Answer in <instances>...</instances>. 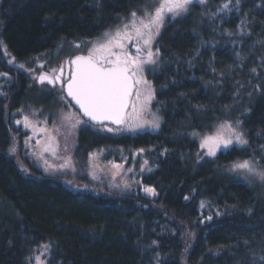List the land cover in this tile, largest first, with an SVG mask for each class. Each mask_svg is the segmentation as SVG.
<instances>
[{"label":"trees","instance_id":"trees-1","mask_svg":"<svg viewBox=\"0 0 264 264\" xmlns=\"http://www.w3.org/2000/svg\"><path fill=\"white\" fill-rule=\"evenodd\" d=\"M145 1L1 0L0 264H34V253L44 264H264V194L227 171L245 160L264 169V0H207L163 27L156 134L112 136L71 118L70 162L54 165L65 141L25 124L41 88L17 65L93 40ZM225 124L248 143L208 155L197 139ZM94 152L134 172L147 161L137 187L92 174Z\"/></svg>","mask_w":264,"mask_h":264},{"label":"rangeland","instance_id":"rangeland-1","mask_svg":"<svg viewBox=\"0 0 264 264\" xmlns=\"http://www.w3.org/2000/svg\"><path fill=\"white\" fill-rule=\"evenodd\" d=\"M99 1V0H97ZM160 0H146L143 5L137 10L133 11L136 12L137 15V23H139L140 18H144V10L148 12H153L156 7L159 6ZM207 0H205V3ZM1 3V0H0ZM205 3H200L199 0H193V3L189 6V9L193 8L194 5L203 6ZM94 6L97 5L93 3ZM132 13V12H131ZM131 13L126 18H121L119 22L109 27L108 30L103 31L100 33L97 37L93 38V40H87V41H77V42H68L66 44L59 43L53 50L50 52L45 53L44 55H40L37 57H34L32 60L28 62H23L17 65L23 64L24 68L20 69L25 71L30 79V85L40 87V91L36 92H30L28 93L27 100L29 103L33 105H28L27 107L34 108L37 110V112L33 109H30L28 112H22L23 115H26L28 118V124L30 126V129H37V132L34 133V135L40 134L42 137L48 133L52 132L55 139L59 142L61 139L65 141L66 145H57V149L55 153L49 157L50 160L53 161L52 164L54 165H61L65 163L67 160L70 162L68 157L71 156L70 149L72 146H74L71 143L72 136L69 137V127L67 125V122L69 119L73 118V123L75 126H81L84 121L81 116H78L77 111L75 108L70 105V103L66 100L65 96L62 93V87H50L47 84L38 83L37 78L40 75L43 74H49L51 77L56 76V71L60 68L66 65L72 58L76 56H87L89 54V50L94 47V45H98L99 43L104 42V36L103 34L108 32L114 34L115 31L119 28L123 31V25L126 23H129L132 19ZM187 14V13H185ZM184 14V15H185ZM184 15H181L179 17H183ZM177 17V18H179ZM175 18V19H177ZM170 16L165 17L164 23L160 28V32L162 31L163 27L166 26L167 23L173 22V20ZM159 32V34H160ZM159 35L156 36L155 40L152 42V51L156 52V41L158 39ZM127 41H125L126 43ZM127 44H133V47L142 46V41H136L135 39L131 40L130 43ZM0 51L3 54L4 57L8 58V54L4 49L3 45H0ZM144 54L146 55L147 49H143ZM156 63L150 64V65H144L143 71L141 73L137 74V79L141 80L142 82L139 84H136L133 88V93L130 96L129 99V107L127 111L125 112V116L123 119V122L119 126H106L102 125V127H98V131L103 133H108L112 136H122V135H138V134H156L161 125H162V116L161 113L157 110V107L154 106L155 103V91L152 85L151 78L154 76V74H157L161 71V68L163 67L164 63L162 62V58H160V54H158L156 57ZM12 60V59H11ZM55 69V72L53 71ZM151 77V78H150ZM143 81H146L144 83ZM39 84L41 86H39ZM49 89V91H48ZM46 90L53 96L54 101H49L46 103L44 101V94L41 93L42 91L46 92ZM137 91H139L140 96L139 99H137ZM149 97H151L149 99ZM137 109V114L133 115V107ZM143 108V111H139L140 108ZM36 114V117H35ZM158 119L159 127H153L152 122L154 120ZM81 121V123H77V121ZM76 122V123H75ZM141 125V126H137ZM232 128L236 130V132H241V130H238V127L234 126L232 124ZM111 129V131H109ZM68 131V132H67ZM213 132H211L208 136H200L198 138V143L201 147V142L205 137H214L216 135H220L223 138H229L231 137L233 140V143L230 145H235L237 147H244L245 145H241L235 141V137L232 135L230 130L227 128L226 124L221 125L220 127L217 126L212 129ZM74 140V139H73ZM202 148V147H201ZM202 149L205 151H208V147L205 146ZM220 149V148H219ZM227 149V148H226ZM224 149V150H226ZM223 150V149H221ZM264 153V152H263ZM100 153L94 152L89 156L88 160V169H90V172L92 174H96L98 178L100 179H108L112 181L113 186H117L120 189H135L138 185V182L136 181L135 177L145 172V162L141 161L139 163L136 172H134V165H130L128 168H124L121 164H113L111 162H103L101 161V158H99ZM264 155V154H262ZM253 166L257 169V171L264 170L262 166H260L259 162H255L253 160H247ZM243 161L236 162L234 164L240 163ZM233 165L231 167H228L227 171L228 174H231V178L235 181H240L244 184H248V186H253L254 188L261 191L262 194H264V181L260 179L258 175H254L252 173L247 172L246 169H236L235 171L232 170ZM145 194H149L143 190ZM44 250L42 251V253ZM44 254V253H43ZM40 256L39 254H33L32 257L34 259V264H37L36 257ZM45 263V262H44ZM43 259H41L40 264H44Z\"/></svg>","mask_w":264,"mask_h":264},{"label":"snow or ice","instance_id":"snow-or-ice-1","mask_svg":"<svg viewBox=\"0 0 264 264\" xmlns=\"http://www.w3.org/2000/svg\"><path fill=\"white\" fill-rule=\"evenodd\" d=\"M205 3V0H199ZM193 0H160L159 6L153 12L144 10V18L139 19L137 23L136 12H132V19L129 23L123 25V31L117 29L114 34L104 33V42L94 45L89 50L87 56H76L71 60L75 65V71L67 81V95L75 100L83 114L90 120H114L116 123H122L125 115V109L128 106V98L132 91L133 85L142 81L136 79L137 74L143 71L144 65L155 64V57L159 54V49L154 53L152 51V42L159 35L160 28L164 23L165 17L170 16L175 19L189 11V6ZM239 4L240 0H236ZM229 7L228 3L223 5L224 9ZM142 41V46L136 49V55L132 56L126 47L125 41ZM146 48V55L142 58L140 53ZM12 61H9L11 63ZM21 69L24 65H19ZM55 72V69L53 70ZM255 72V69L252 70ZM3 75H7L4 73ZM45 80L50 84L61 80V76L48 77L41 75L39 81ZM146 83V81H143ZM140 93L137 91V99ZM151 97H149L150 99ZM139 111H143L141 107ZM137 114V109L133 107V115ZM17 123H20L17 121ZM81 123V121H77ZM25 124H28V118L25 117ZM239 125L240 121H236ZM141 126V125H137ZM152 126L158 128V119L152 122ZM235 141L241 145H246L248 141L243 138V133L236 132L231 124L226 125ZM75 127V125H73ZM111 131V129H109ZM195 135V133H194ZM233 143L231 137L223 138L220 135L214 137H205L201 142V147H208V155H216L217 149L228 148ZM10 151H15L11 149ZM147 163V161H145ZM236 169H246L247 172L258 175L264 181V170L257 169L249 161L233 165V171ZM145 192L155 195V189L145 187ZM187 199V197H185ZM204 204L201 202V207ZM211 221L212 217H206ZM47 249L48 246H45ZM37 264H40L41 257L37 256ZM264 259V258H262Z\"/></svg>","mask_w":264,"mask_h":264},{"label":"water","instance_id":"water-1","mask_svg":"<svg viewBox=\"0 0 264 264\" xmlns=\"http://www.w3.org/2000/svg\"><path fill=\"white\" fill-rule=\"evenodd\" d=\"M75 58V57H74ZM74 58H72V59H74ZM71 59V60H72ZM71 60L69 61L70 63L67 65V67L68 66H70V76H71V74L75 71V65H73V64H71ZM60 71H58V73H59ZM60 74V73H59ZM70 76H69V78H70ZM68 78V79H69ZM47 80H45L44 82H46ZM68 81V80H67ZM67 81L64 83V85H63V89H62V93H63V95L65 96V98H66V100L67 101H69V103H70V105H72L74 108H75V110L77 111V113H78V116H81L82 118H83V120L84 121H86L90 126H94V127H102V125H106V126H111V127H113V126H119L121 123H116L114 120H110V119H107V120H97V121H93V120H90L89 119V117H87V116H85L84 114H83V112H82V110L79 108V105H77L76 103H75V100L72 98V97H70V96H68L67 95ZM37 82L38 83H41L40 81H39V78L37 79ZM134 86V85H133ZM133 89V88H132ZM131 94H132V92L130 93V95H129V98H130V96H131ZM129 98H128V106H127V108L125 109V112L127 111V109H128V107H129ZM125 116V115H124Z\"/></svg>","mask_w":264,"mask_h":264},{"label":"flooded vegetation","instance_id":"flooded-vegetation-1","mask_svg":"<svg viewBox=\"0 0 264 264\" xmlns=\"http://www.w3.org/2000/svg\"><path fill=\"white\" fill-rule=\"evenodd\" d=\"M127 43H130V41H127L125 44H126V47H127V50H128V52L132 55V56H135L137 53H136V49H137V47H133V44H127ZM156 47V46H155ZM156 49H158L157 47H156ZM140 55H141V57L143 58L144 56H145V54H144V51H142L141 53H140ZM70 62H68L66 65H64L63 67H60L57 71H56V76H61V80H58V81H56L54 84H50V83H48V81H46V82H43V84H47V85H49L50 87H57V86H61L62 87V89H63V85H64V83L68 80V78H69V76H70V66H68L67 67V65L69 64ZM58 71H60L59 73H58ZM43 75H45V74H43ZM41 76V75H40ZM40 76H38V78L40 77ZM46 76H48V77H51V76H49V75H46ZM37 78V79H38ZM54 78V77H53ZM151 78V77H150ZM136 79H137V77H136ZM135 86V85H134ZM134 86H133V88H134ZM132 91H133V89H132ZM131 91V92H132ZM133 93V92H132ZM130 99V98H129Z\"/></svg>","mask_w":264,"mask_h":264}]
</instances>
